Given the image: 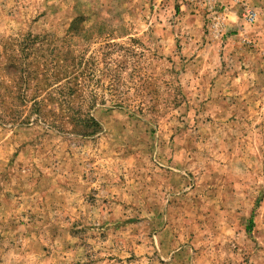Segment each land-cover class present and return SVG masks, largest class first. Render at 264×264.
<instances>
[{
	"label": "rangeland",
	"instance_id": "1",
	"mask_svg": "<svg viewBox=\"0 0 264 264\" xmlns=\"http://www.w3.org/2000/svg\"><path fill=\"white\" fill-rule=\"evenodd\" d=\"M239 2L215 39L185 0H0V264H264V0Z\"/></svg>",
	"mask_w": 264,
	"mask_h": 264
},
{
	"label": "built area",
	"instance_id": "2",
	"mask_svg": "<svg viewBox=\"0 0 264 264\" xmlns=\"http://www.w3.org/2000/svg\"><path fill=\"white\" fill-rule=\"evenodd\" d=\"M188 5L199 6L200 8L206 10L209 13V18L211 20V30L215 34V39H222L225 35L226 30V18L225 14L219 13L216 11L218 7L226 5L228 2L240 3L239 0H185ZM241 16L243 18L244 23L252 24L256 21L257 12L247 7L246 5H242Z\"/></svg>",
	"mask_w": 264,
	"mask_h": 264
}]
</instances>
